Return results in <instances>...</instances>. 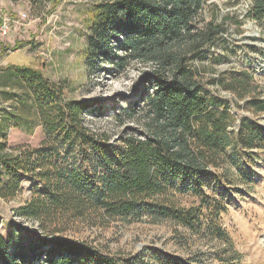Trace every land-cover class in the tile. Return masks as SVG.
Listing matches in <instances>:
<instances>
[{
	"label": "rangeland",
	"instance_id": "374dc122",
	"mask_svg": "<svg viewBox=\"0 0 264 264\" xmlns=\"http://www.w3.org/2000/svg\"><path fill=\"white\" fill-rule=\"evenodd\" d=\"M101 1L57 0L45 16L53 4L38 10L20 0H0V68H33L54 100L90 103L85 127L105 131L109 142L119 145L123 132L143 136L138 122L126 116L124 123L114 119L136 101L131 89L137 66L118 75L106 68L86 72L88 27ZM207 5V19H226L220 40L196 62L203 95L219 127L202 120L198 126L219 136L225 148L207 172L197 178L176 177L159 198V203L192 212L193 225L177 224L173 216L155 222L149 215V208L158 214L155 197L139 204L130 222L119 217L76 220L63 226L62 237L85 241L121 264H264V33L244 17L246 1L207 0ZM27 83L0 70V128L9 152L18 146L37 148L46 136ZM60 136L62 132L54 133L53 139ZM82 166L83 174H91V165ZM41 191L39 179L20 172L10 175L0 163L1 235L7 236L10 223L24 235L35 229L13 210Z\"/></svg>",
	"mask_w": 264,
	"mask_h": 264
},
{
	"label": "trees",
	"instance_id": "16d2710c",
	"mask_svg": "<svg viewBox=\"0 0 264 264\" xmlns=\"http://www.w3.org/2000/svg\"><path fill=\"white\" fill-rule=\"evenodd\" d=\"M20 1L38 10L53 4L45 16L57 4V0ZM243 1L247 3L244 17L264 33V0ZM208 6L207 0L96 4L85 46L86 72L96 74L106 68L118 75L137 66L131 89L136 101L115 113L114 119L124 123L126 116L138 122L143 136L123 132L119 145L110 143L105 131L89 132L85 127L84 112L90 103L54 100L48 83L33 68H0L27 80L46 134L37 148L18 146L9 152L0 128V163L10 175L26 173L42 182L41 192L13 210L34 223L35 229L24 235L10 223L7 236L0 234V264H121L85 241L62 237L63 226L114 217L130 222L138 205L155 197L158 214L149 208L155 222L173 216L177 224L193 225L192 212L159 203V198H164L176 177L197 178L207 172L225 148L219 136L198 126L202 120L219 127L203 95L202 70L196 65L226 30V19L206 18ZM61 132L63 136L53 139ZM82 165H91V174H83ZM17 186L12 183L14 190Z\"/></svg>",
	"mask_w": 264,
	"mask_h": 264
}]
</instances>
